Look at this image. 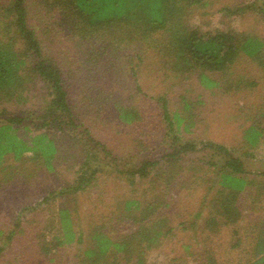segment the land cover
Returning a JSON list of instances; mask_svg holds the SVG:
<instances>
[{"label": "rangeland", "instance_id": "rangeland-1", "mask_svg": "<svg viewBox=\"0 0 264 264\" xmlns=\"http://www.w3.org/2000/svg\"><path fill=\"white\" fill-rule=\"evenodd\" d=\"M206 1L207 4H196L185 11L187 25L203 33L231 29L264 39V16L243 9L253 0ZM29 2L28 21L44 54L56 62L70 83L75 125L64 132L46 130L57 144L52 171L31 160L30 153L19 161L12 155L1 161L0 264H79L80 248L88 246L91 228L100 225L113 237L136 229V223L126 218L124 201L141 197L143 201V197L147 201L164 200L162 212L168 217L171 230L163 243L144 257V264L243 262L258 234L255 225L260 216L264 218V176H257V172L264 171V142L261 149L255 150L242 139L247 120L255 118L264 100V57L256 61L241 56L231 69L207 72L218 83L209 88L198 83V72L180 73L168 67V54L163 49L155 57L153 52H146L139 66L135 58L132 76L128 57L137 54L141 44L126 46V38L114 40L116 34L112 32L107 36L111 38L104 41L105 49H98L95 39H90L93 36L68 31L64 16L60 17L52 7L53 0ZM31 75L29 71L23 72L24 81L16 88L14 98L0 97V123L12 116L24 117L33 133L51 96L44 84ZM134 78L148 94L165 96L170 111L190 116V132L180 134L184 141L226 144L242 160L249 177L256 178L250 190L239 197L243 216L237 224L211 230L204 224L207 210L198 215L203 208V195L212 196L216 186L208 176L192 180L187 173L192 172L190 165H203L215 159L210 150L187 155L168 190L162 188L164 182L160 179L168 173L153 171L147 179L154 180L155 186L147 179L136 178L129 183L118 174L146 157L165 155V149L177 135L161 124L152 105L155 101L134 95L135 90L131 92ZM115 99L124 106H137L143 111V120L126 125L117 116ZM186 104L188 107H184ZM103 147L109 151L105 152ZM245 151L255 156L245 155ZM83 164L86 166L82 167ZM177 168H171V175ZM207 168L204 166L203 171ZM82 169L87 174L94 171V181L84 191L73 193L69 187L77 185ZM65 207L71 211L73 231L84 233L82 244L58 245L63 240L58 210ZM159 212L162 215L161 206Z\"/></svg>", "mask_w": 264, "mask_h": 264}, {"label": "trees", "instance_id": "trees-1", "mask_svg": "<svg viewBox=\"0 0 264 264\" xmlns=\"http://www.w3.org/2000/svg\"><path fill=\"white\" fill-rule=\"evenodd\" d=\"M29 0H0V97H15L16 88L24 81L23 72L29 71L32 78L44 84L51 99L44 109L42 120L38 123L36 132L32 130L24 117L12 116L5 123H0V163L6 155H12L19 161L25 153H30V159L37 161L48 171L54 169L53 160L57 154V144L54 136L47 129L64 132L65 128L75 125L73 107L69 97L70 83L63 75L56 62L45 55L35 29L28 21ZM196 4H207L206 0H53L52 7L66 21L69 32H79L81 36L91 35L94 44L104 47V41L114 32V40L126 38V46L141 44L137 54L128 57L130 73L135 74V64L139 66L146 52H153V57L162 49L168 56V67L174 72H198V83L206 88L218 86L206 73H217L231 69L233 63L243 56L256 61L263 60L264 39L247 31L216 30L214 33H203L192 28L185 22V11ZM264 16V0H253L243 6ZM75 32V33H74ZM126 33V36H125ZM88 39L86 37H83ZM105 51V50H104ZM137 59L134 63V59ZM131 89L134 95H141L147 100L155 101L152 105L159 113L161 124L170 133H177L174 141L165 149L166 153L152 159L146 157L137 164L127 165L119 175L129 183L147 179L155 171L168 173L162 177L164 186L170 189L183 166V159L199 151L210 150L215 159H210L203 165L192 164L189 179L211 178L216 186L212 196L203 195V208L198 213L206 211L205 226L214 229L221 226L237 224L242 219L238 206L240 196L250 190L249 186L256 178H250L242 160L234 155L226 144L211 140H183L181 133L190 132L192 126L189 115L172 112L169 100L162 95H150L136 82ZM132 93V94H133ZM115 110L118 118L126 123H138L143 120V111L137 106L121 104L115 99ZM188 107V105H184ZM242 130V139L249 148L261 149L264 142V100L259 105L255 118L248 121ZM39 130H41L39 132ZM101 145L100 143H96ZM105 152H108L103 147ZM250 154L249 151L244 152ZM86 166L85 164L82 167ZM179 167L171 175V168ZM207 170L203 171V167ZM210 167L212 170H210ZM199 173L202 175L199 176ZM186 174V176H187ZM95 172L87 174L81 170L77 185H72L73 193L84 191L94 181ZM264 176V171L257 172ZM151 186L154 180L147 179ZM142 198V197H141ZM141 198H129L124 201L126 218L135 222L136 229L121 237L106 234L100 225L91 228L88 233V246L80 248L79 264H144L148 252L163 243L162 239L171 232L168 217L162 212L164 200L152 199L144 201ZM208 207H205V203ZM262 199L259 203L261 204ZM161 206V213L159 212ZM63 240L58 245L82 244L83 231H73L71 211L68 208L58 210ZM260 216L257 226V236L248 251V257L237 264H264V218ZM256 224V223H255ZM60 247V246H57ZM0 246V251L2 250ZM210 255H208V259Z\"/></svg>", "mask_w": 264, "mask_h": 264}]
</instances>
